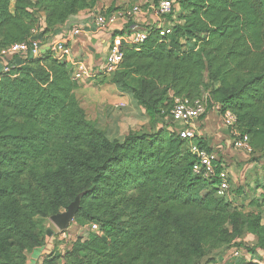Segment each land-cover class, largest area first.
<instances>
[{
  "label": "trees",
  "instance_id": "trees-1",
  "mask_svg": "<svg viewBox=\"0 0 264 264\" xmlns=\"http://www.w3.org/2000/svg\"><path fill=\"white\" fill-rule=\"evenodd\" d=\"M99 1L15 0L12 11V0H0V50L40 23L36 37L46 40ZM165 16L170 33L147 25L146 40L102 73L132 93L152 125L162 121L156 131L111 139L84 108L69 62L48 50L0 69V264H25L47 240L45 219L77 199L73 223L99 229L42 264H213L247 234L257 239L252 257L234 264H264L253 261L257 251L264 260V181L254 211L218 196V178L193 173L195 155L166 120L175 98H203L233 112L253 153H264V0H174Z\"/></svg>",
  "mask_w": 264,
  "mask_h": 264
},
{
  "label": "crops",
  "instance_id": "crops-1",
  "mask_svg": "<svg viewBox=\"0 0 264 264\" xmlns=\"http://www.w3.org/2000/svg\"><path fill=\"white\" fill-rule=\"evenodd\" d=\"M149 2L152 3V0H117L116 2L100 0L93 9L70 16L53 35L43 40L44 51L48 50V43L52 41H66L72 49L74 59L95 72V77L78 81L80 86L78 94L90 117L96 121L98 127L107 132L111 139L123 141L130 131L151 132L162 127L158 121L152 125L146 110L138 104L132 93L116 83L105 81L101 71L109 55V46L114 33L133 23L143 27L153 26L157 24L158 19L155 15L142 12L129 20L118 18L116 24L107 31L99 32L94 24L93 15L110 10L111 13H117L122 8L134 4L142 6ZM14 6L15 0H12V11ZM38 16L42 19L44 13L39 11ZM77 26L81 27V33L73 36L69 32ZM41 28L40 23L37 31L39 32ZM171 127L179 129L181 125L174 123L170 125ZM196 128L197 138L206 148L217 154L219 167L225 166L229 171L230 194L227 200L244 210L254 211L256 207L253 202L262 194L259 185L264 181V153L257 151L249 154L233 148L231 132L223 123L217 104L207 108L206 113L197 121ZM256 244L257 239L254 246ZM54 250H57L56 243L52 238H47L43 246L27 255L25 264H42ZM247 254L250 255L248 252ZM243 255L249 260L246 254Z\"/></svg>",
  "mask_w": 264,
  "mask_h": 264
},
{
  "label": "built area",
  "instance_id": "built-area-1",
  "mask_svg": "<svg viewBox=\"0 0 264 264\" xmlns=\"http://www.w3.org/2000/svg\"><path fill=\"white\" fill-rule=\"evenodd\" d=\"M174 6V0H159L154 3V15L157 17V27L161 30L162 35L171 32L173 23L171 21L162 22L160 17L169 14ZM143 12L140 4H134L131 7L120 9L117 13H97L93 15V21L96 29L99 32L107 31L112 25L116 24L118 18L129 20L136 15ZM37 29L33 30V35L23 42L15 43L9 47L0 50V69L7 72L11 69L9 65L14 56L27 57H40L43 54V41L37 38ZM73 36H78L81 33V27L77 26L69 32ZM149 35V29L141 26L138 23L128 24L121 31L112 35L111 44L109 46V55L107 57L104 68L101 70L103 73L109 74L120 66L124 57V48L126 46L139 47ZM48 51L50 54L60 60H66L71 65V75L74 80L80 81L84 78L95 77V72L91 71L86 65L73 57L71 47L66 41L55 40L48 43ZM207 106L205 100L197 99L190 102L187 99L175 98L174 105L170 114L167 116V123H177L181 128L175 129L180 137L187 140V148L196 157L193 163V173L202 176L205 179L212 180L218 178L216 185V193L218 196L229 199L230 183L229 171L223 166L219 174H217L215 163L218 161V156L215 152L209 151L204 147L199 146L194 141L197 138V121L206 113ZM223 123L229 128L232 137V145L236 150H242L249 154L253 153V148L250 144V138L247 134L240 132L237 128L236 115L227 110L221 113ZM162 124V121H160ZM98 225L91 223L84 227H80V235L89 231H97ZM66 229L60 230L64 237L66 236ZM241 250L232 248L230 249V258L233 260L239 258Z\"/></svg>",
  "mask_w": 264,
  "mask_h": 264
},
{
  "label": "rangeland",
  "instance_id": "rangeland-1",
  "mask_svg": "<svg viewBox=\"0 0 264 264\" xmlns=\"http://www.w3.org/2000/svg\"><path fill=\"white\" fill-rule=\"evenodd\" d=\"M154 3L155 1L152 0V3L149 2L146 5H142V9L143 12H147L148 15H154ZM176 7L175 9L178 11V5L175 4ZM160 21H162L163 23L166 22L168 20L167 16H162L159 18ZM230 194V193H229ZM248 208V207H247ZM68 208L63 210L60 213H65L67 212ZM248 210V209H247ZM251 210V209H250ZM256 210V209H254ZM44 229L49 230L50 231V235H46L47 238H52L53 241L56 243V247L58 252H62L65 249H68L67 247L71 245L72 241H74L76 239V237H78L80 235V227H78L75 223H73V220L71 221V224L69 225V227L66 229V236L64 237L63 235L61 236V232H60V228L56 226L54 220L51 217H48L45 219L44 223ZM256 241V238L252 235V234H247L243 237L242 243L244 244V246L242 248H240V250L242 251L241 255L239 256L240 259H245L243 254H246V257L251 259L252 255L247 254L248 249H253L254 247V243ZM230 254V250L226 251V254H224L223 256H221L220 258H217L216 262L213 264H234V260L232 258H230L229 256ZM238 258V259H239ZM253 261H260V262H264L263 259L260 258V254H256L255 256H253Z\"/></svg>",
  "mask_w": 264,
  "mask_h": 264
},
{
  "label": "water",
  "instance_id": "water-1",
  "mask_svg": "<svg viewBox=\"0 0 264 264\" xmlns=\"http://www.w3.org/2000/svg\"><path fill=\"white\" fill-rule=\"evenodd\" d=\"M79 207V199L73 202L69 207L67 212L65 213H57L52 215V219L54 220L57 227L61 230H65L71 224V221L74 220V215L76 210ZM48 234L50 235V231L48 230Z\"/></svg>",
  "mask_w": 264,
  "mask_h": 264
}]
</instances>
